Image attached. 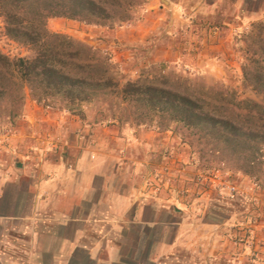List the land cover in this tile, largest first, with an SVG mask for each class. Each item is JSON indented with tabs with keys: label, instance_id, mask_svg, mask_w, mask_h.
<instances>
[{
	"label": "crops",
	"instance_id": "crops-1",
	"mask_svg": "<svg viewBox=\"0 0 264 264\" xmlns=\"http://www.w3.org/2000/svg\"><path fill=\"white\" fill-rule=\"evenodd\" d=\"M169 2L173 18L190 26L207 16L206 47H226L237 28L264 18L245 11L246 0ZM155 3L148 0L146 12ZM166 14L123 28L138 33L114 49L146 41ZM157 135L83 120L28 95L19 119L0 127V264H264V220L238 243L220 231L224 224L196 218L194 205L173 197L163 204L140 186L142 155Z\"/></svg>",
	"mask_w": 264,
	"mask_h": 264
},
{
	"label": "trees",
	"instance_id": "trees-1",
	"mask_svg": "<svg viewBox=\"0 0 264 264\" xmlns=\"http://www.w3.org/2000/svg\"><path fill=\"white\" fill-rule=\"evenodd\" d=\"M147 1L0 0L7 35L31 53L10 57L0 51V115H5L6 126L22 115L28 95L84 118V106L100 103L97 124L164 131L182 127L198 141L211 144V151L228 155L240 172L264 177V21L244 35V80L261 102L187 81L173 84L157 67L136 80L123 79L98 50L48 29L52 17L101 27L122 25ZM255 1L246 0L245 11H254L250 2Z\"/></svg>",
	"mask_w": 264,
	"mask_h": 264
},
{
	"label": "rangeland",
	"instance_id": "rangeland-1",
	"mask_svg": "<svg viewBox=\"0 0 264 264\" xmlns=\"http://www.w3.org/2000/svg\"><path fill=\"white\" fill-rule=\"evenodd\" d=\"M250 3L254 11H264V0ZM155 4L156 7L149 12H146L145 4L135 12L131 21L122 25L96 27L79 20L52 17L48 21V29L51 33L65 35L90 45L110 58L118 75L123 79L136 80L146 75L153 67H157L162 68V74L173 84L187 81L195 87L206 86L234 91L240 100L262 101V97L245 82L243 66L246 62L244 35L252 30L253 24L264 21V18L254 21L248 27L237 28L226 47L217 48L216 44L210 45V42L206 47L204 41L207 16H196V23L190 26L178 16L173 18L169 0H156ZM191 4L189 2L188 8ZM164 14L166 18L161 20L159 28L148 36L146 41L135 46L129 44L122 50L114 49L116 47L112 44L114 41L118 42L120 38L124 39L130 34L138 33L135 29L129 35H124L120 33L123 28L137 27L140 20L148 19V22H151ZM168 31L177 34L171 36ZM172 37L176 39L174 44ZM85 39H89L93 44L86 42ZM170 44L175 46L171 50L168 47ZM184 44L194 47L179 53V48L184 47ZM196 45H202V48L197 50ZM0 51L10 57L31 55L26 47L7 35L5 22L1 16ZM46 104L71 113L56 108L55 102L47 101ZM101 106L100 103L84 106L85 118L79 112L71 114L83 120L94 121ZM6 125L5 115H0V127ZM103 125H116L121 129L145 128L157 132L156 144L142 155V166L138 176L140 186L146 192L150 191L151 186L161 188L155 198L161 200L163 204L170 200L168 198L173 197L177 201L183 200L194 205L199 209L194 214L196 218L208 223L224 224L220 231L231 235L234 240H246L249 236L246 221L257 223L264 220V177H251L240 172L228 155L211 151V144L198 141L184 128L173 126L164 131L157 127L112 123ZM218 171L224 181L238 186L240 194L236 199L220 195L219 188L213 181ZM256 183L259 184L258 189L255 188ZM208 264L228 262L222 260Z\"/></svg>",
	"mask_w": 264,
	"mask_h": 264
},
{
	"label": "built area",
	"instance_id": "built-area-1",
	"mask_svg": "<svg viewBox=\"0 0 264 264\" xmlns=\"http://www.w3.org/2000/svg\"><path fill=\"white\" fill-rule=\"evenodd\" d=\"M11 133H12V129H10V128L4 129L2 131V134L5 138L9 137L11 135ZM0 144H1V140H0ZM217 173H218V175H216V178L213 181L216 183L217 187L219 188L220 195L223 197H226L228 199H236L240 194V190H239L238 186L235 183H230L228 181H224L222 179V177L220 176V172L218 171ZM255 188L256 189L259 188L258 183L255 184ZM160 191H161V188L159 186H156V187L151 186L150 191H147V194L154 196V197L155 196L157 197V193ZM252 223L253 222L250 221L249 226H247L248 230L250 232L249 235H252ZM236 242L239 243L240 242L239 239L236 240Z\"/></svg>",
	"mask_w": 264,
	"mask_h": 264
}]
</instances>
